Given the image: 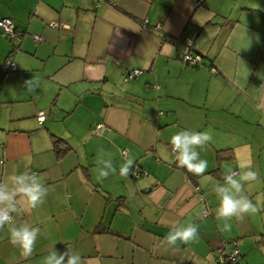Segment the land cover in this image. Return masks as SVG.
<instances>
[{"label": "crops", "instance_id": "obj_1", "mask_svg": "<svg viewBox=\"0 0 264 264\" xmlns=\"http://www.w3.org/2000/svg\"><path fill=\"white\" fill-rule=\"evenodd\" d=\"M2 18L24 35L0 30L1 73L21 50L0 83V264H220L236 240L264 264V0H0Z\"/></svg>", "mask_w": 264, "mask_h": 264}, {"label": "built area", "instance_id": "obj_2", "mask_svg": "<svg viewBox=\"0 0 264 264\" xmlns=\"http://www.w3.org/2000/svg\"><path fill=\"white\" fill-rule=\"evenodd\" d=\"M147 25V20L145 21ZM0 30L2 34L10 39H15V37H20L21 32L19 31L14 19L12 18H2L0 19ZM34 38L39 41L41 37L39 35H35ZM177 42L184 41L186 44V48L184 51L183 59L187 63H192V64H197L200 61V56L198 55H193V50H194V41L191 39H187L184 35L177 37ZM17 70V65L14 60L11 58H8L4 64V69L2 72V77L5 80L10 74L15 72ZM142 72L141 69H134L130 72L127 73L126 75V80L134 79L137 75H139ZM157 88V87H156ZM48 116V111L47 110H42L40 111L38 115V120L42 123ZM180 146H174L173 150L174 152L180 151ZM145 171H135L134 172V177H139L141 174H143ZM236 172L229 173L227 175L228 178L233 177L236 175ZM201 200L204 199V197H200ZM16 206V203L13 202L9 206H5L2 210V215H1V223L2 224H7L8 222L13 220V215H12V208ZM209 214L208 210L204 211V215L207 216ZM234 247L232 248L231 251H227L226 247L227 244H223L221 247H219V259H220V264H228V262H233L237 258H240V249L237 247V242L235 241Z\"/></svg>", "mask_w": 264, "mask_h": 264}, {"label": "rangeland", "instance_id": "obj_3", "mask_svg": "<svg viewBox=\"0 0 264 264\" xmlns=\"http://www.w3.org/2000/svg\"><path fill=\"white\" fill-rule=\"evenodd\" d=\"M15 21V20H14ZM16 24H17V22H15ZM48 26H52V27H55V28H62L64 25H63V23H60V22H57V21H53V22H51V23H49V25ZM18 29H19V31H22L19 27H18ZM37 34V33H36ZM34 35V34H33ZM33 35H32V38H33ZM38 35H41V34H38ZM42 36V35H41ZM1 37H3L4 38V40H6V41H8V40H10L9 38H5V36H3L2 34H1ZM21 39H22V37L20 36V37H15V39H11V40H14V41H17V43H20V41H21ZM70 45H71V43H70ZM21 52V50H18L17 52L15 51V54L12 56V60H14L15 61V58H16V55H18L19 53ZM182 57H183V54H182ZM15 63H16V61H15ZM16 65H17V63H16ZM132 70H134V69H132ZM131 70V71H132ZM128 73V72H127ZM127 73L123 76V79H124V81H121L122 83H125V84H131V83H134L136 80H133V81H130L129 83H128V81H126L125 82V77H126V75H127ZM146 73V72H145ZM13 74H20V72H18V71H15V72H13L12 74H10V76L11 75H13ZM30 77H32V76H27V78H26V80H25V84H27V87H26V89L28 90V89H30V85H31V78ZM38 77V79H39V77L40 76H37ZM122 79V80H123ZM4 82V80H1V84ZM34 85V84H33ZM32 85V86H33ZM137 85L139 86L138 88H140V91H142V86L141 85H139L138 84V82H137ZM150 87V86H149ZM137 88V87H136ZM151 88H153V85L151 86ZM30 91V90H29ZM11 92H12V95L11 96H15L16 94H17V92H18V88L17 87H12V89H11ZM150 106H152V107H154V105L152 104V103H150L149 104ZM5 112H6V109H5ZM40 113V112H39ZM8 113L6 112V115H7ZM48 114H49V111H48ZM184 122V121H183ZM64 129L67 131V128L64 126ZM186 132V131H185ZM184 132V133H185ZM231 134V133H230ZM235 134H237V133H235ZM238 135V134H237ZM184 136H186L187 137V139H188V143H187V148H189L190 149V151L192 152V154H198V155H200V157H201V155H202V153L203 154H205L208 150H207V148L205 147V149H203V145H202V143L200 142V140L198 139V136L196 135V133H194V134H191V133H185L184 134ZM235 135L234 134H232L231 135V137L229 136L228 138H233ZM194 140V141H193ZM195 141H197V143L195 142ZM237 142L239 141V139H237L236 140ZM180 146L179 144H174V143H172L171 144V152L172 153H174L175 154V152H174V150H173V147L174 146ZM136 169L138 170V171H145L143 174H141V175H147L148 174V171H147V169H145V168H141V167H139V166H137L136 167ZM264 170V169H263ZM233 172H236L237 174H238V171H233ZM236 174V175H237ZM255 207V206H254ZM260 207H259V209H253V211L258 215V214H262L263 213V211H260ZM262 210V209H261ZM259 230H261L260 228H259ZM251 258L255 261V262H260L261 260H262V258H263V256H262V253H261V251L259 250V249H253V251L251 252ZM241 264H246L247 262H246V260L245 259H243L242 260V258H241ZM237 263V262H236Z\"/></svg>", "mask_w": 264, "mask_h": 264}, {"label": "trees", "instance_id": "obj_4", "mask_svg": "<svg viewBox=\"0 0 264 264\" xmlns=\"http://www.w3.org/2000/svg\"><path fill=\"white\" fill-rule=\"evenodd\" d=\"M20 32H21L20 36L24 35L23 31H20ZM17 48H18V46H16V48L12 51V53L15 50H18ZM193 55H195V54L193 53ZM125 79H126V77H125ZM1 80H4V79L2 77V73L0 72V83H1ZM130 80H132V79H130ZM52 140H53L54 149H55L58 156H62L63 154L66 153L67 150L70 149L69 143L66 140H64L63 138L52 134ZM174 165L177 168H180L181 170H183L189 178L194 179V180L196 179V173L194 171L192 159L190 157L181 155L177 158ZM135 171H137L136 167H134V169L132 171L133 175H134ZM234 242L235 241L232 242V245H233L232 248L234 247V244H233ZM236 242H237V240H236ZM237 247H238V245H237ZM228 264H239V258H237L233 262H228Z\"/></svg>", "mask_w": 264, "mask_h": 264}, {"label": "water", "instance_id": "obj_5", "mask_svg": "<svg viewBox=\"0 0 264 264\" xmlns=\"http://www.w3.org/2000/svg\"><path fill=\"white\" fill-rule=\"evenodd\" d=\"M150 190V189H149Z\"/></svg>", "mask_w": 264, "mask_h": 264}]
</instances>
